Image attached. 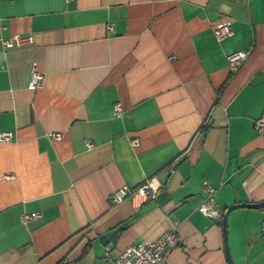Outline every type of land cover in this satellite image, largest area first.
Listing matches in <instances>:
<instances>
[{
	"label": "crops",
	"instance_id": "0c3cea01",
	"mask_svg": "<svg viewBox=\"0 0 264 264\" xmlns=\"http://www.w3.org/2000/svg\"><path fill=\"white\" fill-rule=\"evenodd\" d=\"M17 33L32 42L2 43ZM262 111L264 0H0V264H110L170 229L164 264H227L224 210L264 200ZM149 176L154 198L107 204ZM206 187L218 216L197 209ZM226 222L232 263L264 264V206Z\"/></svg>",
	"mask_w": 264,
	"mask_h": 264
},
{
	"label": "built area",
	"instance_id": "2783aa9c",
	"mask_svg": "<svg viewBox=\"0 0 264 264\" xmlns=\"http://www.w3.org/2000/svg\"><path fill=\"white\" fill-rule=\"evenodd\" d=\"M112 25L107 24V29H111ZM231 29L224 24L216 25L213 27V33L217 40H220L231 34ZM4 45L21 46L32 42V36L30 34H14L8 39H1ZM250 48L240 49L230 52L226 55V65L228 70L232 73L235 72L240 64L247 57ZM43 72L40 71L36 63L33 62L30 70L28 86L30 88H40L43 83ZM114 111L117 113L120 111V105L115 103ZM256 132L264 137V111L255 119L253 124ZM52 138H60V132H50L48 134ZM10 131H0V140H10ZM132 144H136V140L131 141ZM87 147L91 146L90 142H86ZM11 176V175H9ZM8 176V177H9ZM161 188V183L154 176H149L143 179L141 183L133 188L127 186H120L111 192L107 198V204L109 206L115 205L121 202L127 196H131L136 205L141 204L148 198H154ZM207 195L203 201L198 205L197 209L208 216H218L217 210L212 208L211 196L213 194V188H205ZM37 212H24L21 215V221L27 222L28 220L36 217ZM177 234L174 229H170L161 233L157 238L151 241H140L135 244H130L117 253V255L110 260V264H164V256L166 251L177 243ZM110 249V244H104V256Z\"/></svg>",
	"mask_w": 264,
	"mask_h": 264
},
{
	"label": "water",
	"instance_id": "95a60500",
	"mask_svg": "<svg viewBox=\"0 0 264 264\" xmlns=\"http://www.w3.org/2000/svg\"><path fill=\"white\" fill-rule=\"evenodd\" d=\"M264 206V200H261L259 202H247V203H235L232 204L231 206L227 207L226 210L224 211L222 215V235H223V246H224V254L226 258V263L227 264H233L230 256V251L227 243V222H226V217L227 213L236 207H250V208H259ZM119 228L112 229L106 233H104L101 236L102 242L104 244H107L110 240L114 241L115 240V235L118 232Z\"/></svg>",
	"mask_w": 264,
	"mask_h": 264
},
{
	"label": "trees",
	"instance_id": "16d2710c",
	"mask_svg": "<svg viewBox=\"0 0 264 264\" xmlns=\"http://www.w3.org/2000/svg\"><path fill=\"white\" fill-rule=\"evenodd\" d=\"M224 211H225V210H224ZM58 264H63V263L59 262Z\"/></svg>",
	"mask_w": 264,
	"mask_h": 264
}]
</instances>
